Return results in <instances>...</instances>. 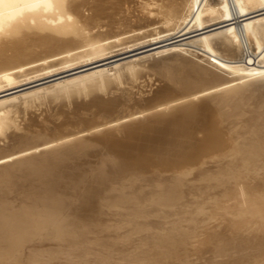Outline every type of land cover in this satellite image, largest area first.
Returning a JSON list of instances; mask_svg holds the SVG:
<instances>
[{
  "label": "bare ground",
  "instance_id": "obj_1",
  "mask_svg": "<svg viewBox=\"0 0 264 264\" xmlns=\"http://www.w3.org/2000/svg\"><path fill=\"white\" fill-rule=\"evenodd\" d=\"M81 3L0 0V96L11 93L0 98V128L7 124L0 138L20 130L17 117L35 105L32 101L16 106L22 97L75 83L80 75L84 79L79 80L85 81L87 76L119 66L120 62L99 65L123 53L109 55L114 52L112 46L118 45L110 38L128 31L101 36L89 28L102 17L112 19L109 8L115 2L93 0V14L87 18L80 15ZM139 6L152 17L146 21L149 25L161 23L166 32L156 30L150 38L145 37L147 40L132 45L165 42L152 45L150 49L161 48L135 57L133 63L172 53L154 64L165 80L155 97L167 99L162 106L168 112L151 117L145 114L149 118L143 117V122L117 128L120 123H116L114 129L105 124L116 118H108L103 122L107 130L93 138L78 137L77 131V138L70 137L72 131L55 138L50 133L86 124L90 118L83 117L80 108L71 113L59 111L63 120L56 127L44 125L35 130L26 122L30 125L15 135V143L25 147L15 150L16 146L11 152L8 148L0 155V264H52L53 260H61L54 264H205L198 260L208 251L218 257L216 264H264L260 243L264 239V0H141ZM119 37L117 41L125 39ZM108 38L111 44L83 49L79 55L85 58L92 54L97 59L85 58L72 65L77 56L68 53L72 57L54 60L58 64L72 59L60 71L54 61L48 64L44 60L73 50L76 47L70 46L83 40L96 44L94 41ZM192 47L197 53H192ZM188 53L198 54L200 59L187 57ZM39 59L47 65L44 61L41 65ZM205 60L212 67H207ZM84 67L81 74L12 95L26 84ZM100 78L47 99L92 97L98 113L111 115L121 103L117 97L110 98L108 91L114 93L118 84L116 79ZM105 92L109 98L99 97ZM135 96L138 98V93ZM146 111L152 112V108ZM91 128L104 129L100 125ZM47 133L51 138L41 140ZM59 144L62 146H56ZM45 147L48 151L38 154ZM221 232H228L230 238ZM255 244L261 256L245 258L247 248Z\"/></svg>",
  "mask_w": 264,
  "mask_h": 264
},
{
  "label": "rangeland",
  "instance_id": "obj_2",
  "mask_svg": "<svg viewBox=\"0 0 264 264\" xmlns=\"http://www.w3.org/2000/svg\"><path fill=\"white\" fill-rule=\"evenodd\" d=\"M113 2H115L114 3V5L111 7V8H109V10H110V12H111V14H112V17L113 18H115V19H109L108 17L106 18V17H102L101 19H100V21L98 22V23H93V24H90L89 25V28H91L90 29V31H92L93 29L95 30L94 31V33H96L97 32V34H99V35H101V36H108V35H113V34H117V33H119V32H122V31H124V30H127L128 32H126V33H124V34H121V35H123V36H121L120 35V37H124L125 35L127 36V33H129L128 34V36H127V38L126 37H124L125 39H122L121 40V42L120 41H117L116 39H118V37L119 36H117V37H113V38H110V40L112 41V43L113 42H117V44L118 45H114V46H112L113 48H112V50H114V52H112V53H110L109 55H112V54H115L116 52H122L123 51V53H120V54H118V55H115V56H112V57H109V58H107V59H104L103 61H101V64H100V62L98 63V64H100L99 66L100 67H106V64H107V66H110V64L112 65L113 63H117V62H120V64H119V66L118 67H115L116 68V70H115V68L114 67H109V68H107L105 71H103L102 73H100V74H94L95 76H93V75H91L90 77L89 76H87V77H85L86 79H85V81L84 80H79V79H84V77H82L81 75L79 76V79H78V81L77 80H75V83H74V81L72 82V83H65V84H62L61 86H59V87H56V88H53V89H51V90H49V92L48 91H46V92H39L40 93V95H41V97H40V95H36V94H33L32 96H33V98H32V96H25V98L24 97H22L21 98V100L20 101H18L15 105L16 106H18V104H26L27 102L29 103V102H32V101H34L35 102V105L34 106H37V107H32V108H29V110L28 111H25L24 113H21L20 114V116H18L17 118H21V119H25V120H22V121H24L23 123H22V121H21V119L19 120V119H17V121L20 123H18L17 122V124H18V126L20 127V130H17V131H12V132H8V134H6V138L4 139V138H2V139H4V141L0 138V146H1V144H2V149H1V151H0V155H2V154H5V152L7 153V151H8V148H9V151L8 152H11V149H12V151H14V149L16 148V146L18 147L17 149H15V150H18L20 147H22V146H24L25 147V145H18V144H16L15 143V139H16V136L15 135H18L19 133H21L22 132V130L21 129H23V127L24 128H27V126H29L30 125V123H31V127L34 129L35 128V130H41V129H43L44 128V125H46L47 127H51L52 128V126L53 127H56L57 125H58V123H60L62 120H63V113L64 112H73V110H75L76 108H80L81 110L80 111H82L81 113H82V115H83V117H84V115H85V118H87L88 117V119L90 118L93 122H91V120L89 119V121L86 123V124H79V125H73V126H67V127H63L61 130L60 129H57V134H55V132H50L51 133V135H53L52 137L53 138H55V137H59V136H61V135H68L69 133L68 132H70V134L73 132V135H71L70 137H73V136H78V135H81V137H88V136H90L89 138H93V137H98V136H100V135H102V132L104 133L106 130H107V126L109 125H111V127H109V128H112V126L114 127L115 125H117L118 123H120V124H118L117 126H116V128L117 127H119V125L120 126H123L124 125V123H131V124H134V123H138L137 121L139 120V121H141V122H143L144 120H146V119H148L149 117H151V116H153V115H156V112H157V114L158 113H163V112H168V110L169 109H167V110H165L164 109V106H162L163 104H164V102H167V99H165L166 101H164V99L162 100V99H160V100H158L156 97H155V93H156V91H158L160 88H161V86L164 84V78H162V76L159 74V72L157 71V68L158 67H156L154 64H155V62H157V61H159L160 59H162V58H168V57H170L171 55H172V53H164V55L163 54H158V55H154V57H152V56H149L148 58H146V60L144 59L143 61L142 60H140V61H138V62H136V63H133V61H135V57H137V56H141V55H143V54H145V53H147V52H153V51H155V50H157V48L159 49V48H161V47H157V48H151L150 49V47L152 46V45H160L162 42H165V41H161V42H158V43H154V44H146V42H145V44L144 43H141V44H135V46L137 47H135L134 45H132V44H134L136 41H140V40H147L148 38H150V36L151 35H153L154 34V31H156V30H160V32H162L163 33V31L166 29V27H163L162 26V24L161 23H156V24H152L151 23V25L155 28V30H154V28L152 27V29H151V25H149L147 22H150L151 20H152V17L150 16V18H149V16H146L145 14H144V12H143V10H142V8H141V6H139L140 5V1L141 0H112ZM125 1V2H124ZM128 1H129V3H128ZM122 2V3H121ZM92 3H93V0H82V3H81V6H80V15L83 17V18H87V17H89V16H91L92 14H93V9H92ZM139 3V4H138ZM116 5V6H115ZM135 6H136V8H135ZM114 7H115V9H114ZM84 8V9H83ZM121 8V9H120ZM124 8V9H123ZM83 9V10H82ZM118 9V10H117ZM135 11V12H134ZM126 12V13H125ZM135 13V14H134ZM141 13H143V14H141ZM115 14V15H114ZM130 14V15H129ZM128 15V16H127ZM137 15H138V17H137ZM141 16V17H140ZM144 17V18H143ZM105 18V19H104ZM104 21H103V20ZM108 20V21H107ZM112 20V21H111ZM115 20V21H114ZM136 20V21H135ZM147 21V22H146ZM119 22V23H118ZM124 22V23H123ZM131 22V23H130ZM136 22V23H135ZM109 23V24H108ZM133 24H135L134 26H133ZM143 24H144V26H143ZM148 24V25H147ZM158 24H161V26L159 25L158 26ZM97 25L98 26H100V27H97ZM139 25V26H138ZM140 25L142 26V27H144V28H142V27H140ZM148 27H147V26ZM158 27H157V26ZM102 26V27H101ZM104 26V27H103ZM118 26H119V28H118ZM134 28H132V27ZM156 26V27H155ZM97 27V28H96ZM114 27V28H113ZM117 27V28H116ZM139 29H142V30H139ZM147 27V28H146ZM150 27V28H149ZM100 28H101V30H100ZM103 28V29H102ZM145 28L147 29V30H145ZM163 28V29H162ZM121 29V30H120ZM136 29V31H134ZM103 30V31H102ZM119 30V31H118ZM141 32H139V31ZM143 30H145V31H143ZM101 32V33H100ZM145 32V33H144ZM146 32L148 33H151V32H153V34L151 33V34H146ZM164 32H166V31H164ZM107 33V34H106ZM110 33V34H109ZM106 34V35H105ZM129 36H130V38L132 39V38H134V39H132L133 40V42H130L131 40H130V38H129ZM133 36V37H132ZM137 36V37H136ZM149 36V37H148ZM119 37V38H120ZM145 37H147V39L145 38ZM139 38V39H138ZM143 38H145V39H143ZM127 39H129V40H127ZM109 40V38L107 39V40H104V41H100L99 43L97 42V41H94L96 44H91V43H89L90 41H85V40H83V41H81L80 43H77V44H75V45H72V46H70V47H76V48H74L73 50L71 49L69 52H65V51H63L62 53L61 52H59V53H56V54H54V55H50V56H47V57H45V59L44 60H46V62H48V64H52V63H54L55 61L54 60H56L57 62H59V61H62L63 59L62 58H70V57H72V55H73V57H75V56H77V57H75V59L73 58V60L71 61V63L72 62H74V63H76L78 60L79 61H82V59H85V58H92V60H94L93 58H95V59H97L98 57H95L94 55H92V54H90V55H87V56H89V57H87V56H85V58L83 57V56H79V55H81V53L82 52H84L85 50H89L90 48V50H95L96 49V47L98 48V47H100L98 44H100V45H102V46H104V45H108V44H111V41ZM123 40H124V42H123ZM180 41H184V40H179V41H177V42H180ZM84 42H87V43H84ZM93 42V43H94ZM127 42H129L128 43V46L126 45V43ZM106 43V44H105ZM119 43H121V46H120V44ZM122 43L123 44H125V45H122ZM131 43V44H130ZM79 44V45H78ZM84 44H85V46H84ZM144 44V45H143ZM163 44V43H162ZM93 45H94V47H93ZM96 45V46H95ZM150 45V46H149ZM154 45V46H155ZM89 46H92V47H89ZM131 46V47H130ZM132 46H133V48H132ZM119 47H120V49H119ZM128 47V48H127ZM132 48V49H130V48ZM147 47L149 48L148 50H147ZM123 48V49H122ZM124 48H126V49H124ZM83 49H85V50H83ZM129 51H128V50ZM192 49L193 50H191L192 51V53L194 52V54L195 53H197L196 51V48L195 47H192ZM223 48H221V47H219V50H222ZM80 50V51H79ZM83 50V51H82ZM124 50H127V51H124ZM132 50V51H131ZM78 51V52H77ZM108 51V50H107ZM222 51H225L224 49L222 50ZM72 52H73V54H72ZM104 52H106V51H104ZM68 53H70V54H72V55H70V54H68ZM79 53V54H78ZM192 53H188V55H186L187 57H190V58H192V59H194V60H198V59H200V55H199V57L197 56V55H192ZM59 54V55H58ZM77 54V55H76ZM93 54H96V55H98V54H101V53H93ZM168 54V55H167ZM57 55V56H56ZM61 55V56H60ZM63 55V56H62ZM65 55H68V56H65ZM166 56V57H165ZM83 57V58H82ZM101 57V56H100ZM195 57H197V58H195ZM53 58V59H52ZM157 58V59H156ZM48 59V60H47ZM50 59V60H49ZM62 59V60H61ZM127 59H128V61H127ZM134 59V60H133ZM156 59V60H155ZM159 59V60H158ZM43 59H39V60H37L39 63H41V65H43V64H45L46 62L44 61ZM76 60V61H75ZM37 61H36V63H37ZM41 61V62H40ZM42 61H44V62H42ZM54 61V62H53ZM69 60L66 62H64V63H56L55 65H56V68H58V71H60V70H62V69H64L65 67V64H66V66H68V65H70L71 63H69L70 62ZM78 61V62H79ZM125 61V62H124ZM51 62V63H50ZM124 62V63H123ZM128 64H127V63ZM133 63V65L131 64V66H129V63ZM204 65H205V62H208V61H206L205 60V62H203V61H201ZM74 63H72V65H76V64H79V63H76V64H74ZM146 63V64H145ZM34 64H35V62H34ZM104 64H105V66H104ZM109 64V65H108ZM145 64V65H144ZM149 64V65H148ZM207 64V67H209V65H211L210 64V62H208V63H206ZM209 64V65H208ZM45 65H47V63L45 64ZM63 65V66H62ZM58 66V67H57ZM89 66H91V65H89ZM88 66V67H89ZM92 66H94V64L92 65ZM127 66V67H126ZM136 67V69L137 70H135V69H132V68H135ZM143 66V67H142ZM55 66H53L52 68H54ZM130 67H132V68H130ZM210 67H212V65L210 66ZM85 68L86 67H84V68H77V69H72V70H68V71H66V72H62V73H59V74H56V75H53V76H50V77H47V78H45V79H41V80H38V81H35V82H32V83H29V84H26V85H24V86H22V87H20V90L19 91H17V92H14V93H12V95H14V94H19V93H21V92H23V91H27V90H30V89H33V88H36V87H40V86H44V84L46 85V84H51L50 83V81L51 82H53V81H56V80H58L59 78H65V77H71V76H73V75H76V74H81L82 73V71H84L85 70ZM93 68H95V67H93ZM138 68H139V70H138ZM74 70V71H73ZM88 70H90V69H88ZM122 70V71H121ZM130 70H132V71H130ZM133 70H135V71H133ZM154 70V71H153ZM86 71V70H85ZM138 71V72H137ZM146 71V72H145ZM106 72V73H105ZM133 72V73H132ZM142 72H143V74H142ZM132 74H134L135 75V77L134 76H132ZM139 74V75H138ZM113 75V76H112ZM116 76V78H115V76ZM97 76V77H96ZM104 76V77H103ZM106 76V77H105ZM54 77V78H53ZM101 77V78H100ZM132 77H134V78H136V79H134V78H132ZM53 78V79H52ZM95 78V79H94ZM110 79V78H112V79H116L115 80V82H116V85L118 86L117 88V90H116V88H114L115 90H112L114 93H112L111 91H108L109 93L107 94V92H105V93H103L102 95L100 94L99 95V97H102L103 96V98H109V95H110V98H112V97H117V98H119V101H120V103L122 104H119L118 106H117V109L114 111V113L113 114H111V115H105L104 113H102V112H100L99 111V113H98V110H97V108H96V106L94 105V100L95 99H91L92 97H87V96H77V98L76 97H74V98H72L73 100H75V101H73L72 99H68L67 101H65L63 98H62V96H58L57 98L60 100H57V101H55V99L54 100H52V101H49L48 99H47V97H49V96H54V95H57V94H59L61 91H63V90H65V89H67V88H73V87H77L79 84L80 85H84V84H87V83H89L90 82V79H91V81L92 82H94V81H97V79ZM121 78H123V79H121ZM47 79V80H46ZM149 79V80H148ZM44 80V81H43ZM117 80H118V82H117ZM120 80V81H119ZM131 80V81H130ZM133 80V81H132ZM40 81V82H39ZM87 81V82H86ZM153 81V82H152ZM156 81V82H155ZM77 82V83H76ZM79 82V83H78ZM85 82V83H84ZM145 82V83H144ZM155 82V83H154ZM84 83V84H83ZM134 83H136V84H134ZM141 83V84H140ZM132 84V85H131ZM144 84V85H143ZM66 85V86H65ZM79 85V86H80ZM121 85H123V86H121ZM63 86V87H62ZM126 87H128V88H126ZM62 88V89H61ZM123 88H125V89H123ZM143 88V89H142ZM134 89V90H133ZM137 89V90H136ZM18 90V89H17ZM119 90H120V92L121 93H119ZM129 90V91H128ZM116 91V92H115ZM118 91V92H117ZM134 91H136V94L134 93ZM124 92V93H123ZM127 92H128V94H127ZM130 92V93H129ZM119 95H117V94ZM137 93H138V98L135 96V95H137ZM11 94V93H10ZM10 94H7V95H3V96H0V98H4V97H7V96H9ZM50 94V95H49ZM104 94H105V97H104ZM131 94H133V95H131ZM151 94V95H150ZM34 95H36V97L37 98H35V96ZM45 95H47V96H45ZM106 95H107V97H106ZM115 95V96H114ZM123 95V96H122ZM127 96V97H129V98H127V97H125V96ZM129 95H131V96H129ZM147 96V97H145V96ZM154 95V96H153ZM202 94L200 93V94H198V96H201ZM43 96V97H42ZM143 96V97H142ZM175 97L177 96V95H174ZM173 96V98H175ZM28 97V98H27ZM40 97V98H39ZM46 98V100H45V98ZM81 97V98H80ZM85 97H87V100H86V98ZM133 97V98H132ZM134 97H136V98H134ZM142 97V98H141ZM149 97V99H147ZM153 97H155V98H153ZM56 98V99H57ZM79 98V100L77 101V99ZM83 98V99H82ZM84 98H85V100H84ZM132 98V99H131ZM146 100V102L144 103V99ZM39 99L41 100V102L39 101ZM122 101H121V100ZM125 99H127V100H125ZM152 99H154L155 100V102H158V104L159 105H161V107H162V109H164V111L162 110H160L161 108L160 107H158L157 108V106H159L157 103H154V101L152 100ZM27 100V101H26ZM36 100H38V101H36ZM42 100H44V101H42ZM89 100L91 101V102H89ZM132 100H133V102H132ZM135 100H137V101H135ZM144 100V101H143ZM149 100H152V101H149ZM24 101V102H23ZM55 101V102H54ZM69 101V102H68ZM131 101V102H130ZM141 101V102H140ZM143 101V102H142ZM21 102V103H20ZM33 102V103H34ZM37 102V103H36ZM68 104H66V103ZM74 102H76L75 104H74ZM125 102V103H124ZM127 102V103H126ZM129 102V103H128ZM136 102V103H135ZM139 102V103H138ZM27 103V104H28ZM89 103V104H88ZM91 103V104H90ZM123 103H124V106H123ZM138 103V104H137ZM143 103H144V105H143ZM163 103V104H162ZM24 104V105H25ZM48 104V105H47ZM54 104V105H53ZM70 104V105H69ZM74 104V105H73ZM92 104H93V106H92ZM125 104H128V105H125ZM148 104H149V106H148ZM152 104H154V105H152ZM173 104V103H172ZM177 104H180V103H177ZM15 105H14V107H13V109H15ZM23 105V106H24ZM62 105H63V107H62ZM77 105V106H76ZM79 105V106H78ZM91 105V106H90ZM129 105H130V108H129ZM131 105H132V107H131ZM151 105V106H150ZM66 106H69V107H71V108H69V107H66ZM75 106V107H74ZM85 106H86V108H85ZM90 108H89V107ZM95 106V107H94ZM126 106V107H125ZM147 106V107H146ZM152 106H154L155 108H157L156 109V111H155V108H153ZM179 106H181V104L179 105ZM38 107H39V109H38ZM50 107V108H49ZM61 107V108H60ZM119 107V108H118ZM122 107H124L123 109H125V108H127V109H125V110H123L122 109ZM134 107V108H133ZM143 107V108H142ZM152 108V112L151 111H146L145 112V108H146V110L148 109V108ZM54 108V109H53ZM56 108H58V109H56ZM68 108H69V110H68ZM131 108H132V110H131ZM66 109V110H65ZM73 109V110H72ZM83 109H85V110H87V111H85V110H83ZM96 109V110H95ZM137 111H136V110ZM138 109H139V111H138ZM140 109H144L143 111L142 110H140ZM154 109V110H153ZM54 110V111H53ZM89 110V111H88ZM117 110H118V112H117ZM151 110V109H150ZM33 111V112H32ZM35 111L36 112H38L37 114H35ZM45 111H47L46 113H44ZM52 111V112H51ZM56 111H57V113H56ZM59 111H64L63 113L62 112H59ZM87 113H85V112ZM94 113V115H93V113ZM131 111V112H130ZM143 112V113H141V112ZM92 114H91V113ZM98 114H97V113ZM127 112H128V115L129 116H126L127 115ZM130 112V113H129ZM135 112H137V114L135 113ZM155 112V113H154ZM47 113H49L48 115H47ZM54 113V116L52 115V114ZM133 113V114H132ZM135 113V114H134ZM24 114H26V115H24ZM32 114V115H31ZM102 114V115H101ZM115 114V115H114ZM145 114H148V116L149 117H147ZM23 115V116H22ZM52 115V116H51ZM61 115V117H59V116ZM89 115H90V117H89ZM97 116L96 118H94V116ZM132 115V116H131ZM138 115V116H137ZM32 116H34V118L32 117ZM42 116H44V118H42ZM45 116H47V119H46V117ZM103 116H105V118L103 117ZM107 116V117H106ZM113 116H115V117H113ZM122 116V117H121ZM123 116H125V118L123 117ZM39 117V118H38ZM52 117V118H51ZM99 117V118H98ZM131 117V118H130ZM143 117H145V118H143ZM42 118V119H41ZM56 118V119H55ZM98 118V119H97ZM111 120H113L114 118H116V120L114 119L113 121H112V123H107V124H105V123H103V122H107V121H109V119ZM122 120H121V119ZM127 118H128V120H129V122H127ZM38 119V120H37ZM41 119V120H40ZM55 119V120H54ZM58 119V120H57ZM107 119V120H106ZM135 119H136V121H135ZM142 119H144L143 121H142ZM96 120V121H95ZM105 120V121H104ZM118 120V121H117ZM121 120V121H120ZM132 120V121H131ZM134 120V121H133ZM33 121V122H32ZM37 121H39V122H37ZM41 121H44V122H42L41 123ZM47 121V122H46ZM116 121V122H115ZM120 121V122H119ZM28 122H30L29 124H27ZM35 122V124H33ZM40 124L39 126L37 125V124ZM95 123V124H94ZM103 123V124H102ZM115 123V124H114ZM117 123V124H116ZM140 123V122H139ZM4 124H5V126L7 125L6 124V122H4ZM4 124H3V126H2V129L0 130V133H2V130L4 129V130H6L4 127ZM94 124V125H93ZM106 125V127H105V125ZM114 124V125H113ZM23 125V126H22ZM37 125V126H36ZM95 125H100L102 128L104 127V129H102L101 130V128H100V132L98 131V127L95 129V128H91V127H95ZM126 125V124H125ZM22 126V127H21ZM34 126V127H33ZM36 126V127H35ZM42 126V127H41ZM76 126H78V130L76 129ZM7 127V126H6ZM72 127V128H71ZM84 127V128H83ZM89 128V130H91L90 132L88 131L87 132V129ZM41 128V129H40ZM65 128V130H63ZM69 128V129H68ZM79 128L82 130H84V132L82 133V132H80V130H79ZM115 128V127H114ZM114 128H112V129H114ZM72 129V130H71ZM3 130V131H4ZM82 130V131H83ZM94 130H96V131H94ZM72 131V132H71ZM77 131L78 132V134H74L75 132ZM86 131V132H85ZM92 131H94V132H92ZM98 131V132H97ZM66 132V133H65ZM80 132V133H79ZM97 132V133H96ZM13 133V134H12ZM14 133H16V134H14ZM50 133L48 134V135H46V136H44L43 137V139H41V140H45V138L47 139V137H48V139L49 138H51L50 136ZM60 133V134H59ZM65 133V134H64ZM94 133V134H93ZM100 133V134H99ZM11 136H10V135ZM59 134V135H58ZM99 134V135H98ZM14 135V136H13ZM83 135V136H82ZM86 135V136H85ZM10 136V137H9ZM77 136L75 137V138H77ZM8 137H9V139H8ZM78 137H80V136H78ZM7 139V140H6ZM10 139H12V140H10ZM6 140V141H5ZM10 140V141H9ZM40 140V141H41ZM73 140V139H72ZM3 141V142H2ZM9 141V142H8ZM5 142V143H4ZM7 142V143H6ZM14 142V143H13ZM68 142V141H67ZM5 145H4V144ZM64 143H66V142H63L62 143V145H64ZM12 144H13V147L14 148H12ZM31 144V143H30ZM30 144H27V146H29ZM33 144V143H32ZM7 145H8V147H7ZM10 145V146H9ZM61 144H59V145H56V146H62ZM6 146V147H5ZM11 147V148H10ZM49 147V146H48ZM48 147H45V148H42L41 150H39V151H41V152H43V153H39L38 152V154H44V153H46L47 151H48V149L50 148H48ZM7 148V149H6ZM23 148V147H22ZM5 150V151H4ZM45 152H44V151ZM4 151V152H3ZM38 150H34V149H32L31 150V152H37ZM2 153V154H1ZM240 200H241V198H240ZM228 203H231V201H229ZM211 225V224H210ZM209 225V226H210ZM222 234H224L225 236H227L228 238H230V235H229V233L228 232H221ZM260 243H261V245H263L264 246V239L263 240H261L260 241ZM263 248V247H262ZM260 249H259V247L257 246V244H255V245H251V246H249L248 248H247V251L245 252V258H248V259H255L256 257H258V256H261V255H259L260 254ZM217 259H218V257H215L214 256V253L212 252V251H208V252H205V254H203V257H202V260H198L199 261V263H204L205 262V264H216V261H217ZM256 260V259H255ZM54 262H56V263H60L61 262V260H53ZM53 261L51 262L52 264H54L53 263ZM239 261H240V259H239ZM238 261V262H239ZM264 261V260H263ZM241 262V261H240ZM222 264H224V263H222Z\"/></svg>",
  "mask_w": 264,
  "mask_h": 264
}]
</instances>
